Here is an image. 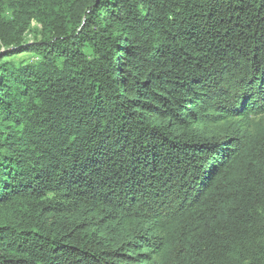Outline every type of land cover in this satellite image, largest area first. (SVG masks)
<instances>
[{"label": "trees", "instance_id": "16d2710c", "mask_svg": "<svg viewBox=\"0 0 264 264\" xmlns=\"http://www.w3.org/2000/svg\"><path fill=\"white\" fill-rule=\"evenodd\" d=\"M0 264H264V0H0Z\"/></svg>", "mask_w": 264, "mask_h": 264}, {"label": "rangeland", "instance_id": "374dc122", "mask_svg": "<svg viewBox=\"0 0 264 264\" xmlns=\"http://www.w3.org/2000/svg\"><path fill=\"white\" fill-rule=\"evenodd\" d=\"M31 31H29L28 33L25 34L24 36V42H32L33 40L37 39V35H38V31H39V25H37L34 21L31 22ZM31 60L32 57L29 54H20L17 56H14L12 59H10V61H19V60Z\"/></svg>", "mask_w": 264, "mask_h": 264}]
</instances>
